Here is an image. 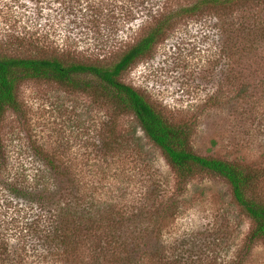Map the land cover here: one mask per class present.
<instances>
[{"label":"rangeland","instance_id":"obj_1","mask_svg":"<svg viewBox=\"0 0 264 264\" xmlns=\"http://www.w3.org/2000/svg\"><path fill=\"white\" fill-rule=\"evenodd\" d=\"M196 1L0 0V56L112 65L159 13L177 12L119 79L187 127L195 153L256 169L264 202V0L180 15ZM84 79L91 88L23 82L20 108L0 124V206L23 223L45 197L81 218L48 262L264 264V240L251 239L230 184L208 171L180 178L135 115Z\"/></svg>","mask_w":264,"mask_h":264},{"label":"trees","instance_id":"obj_2","mask_svg":"<svg viewBox=\"0 0 264 264\" xmlns=\"http://www.w3.org/2000/svg\"><path fill=\"white\" fill-rule=\"evenodd\" d=\"M243 1L255 0H197L183 6L178 12L180 15L194 14L203 7L227 8ZM176 13H159L149 33L112 65L100 60H76L74 57L0 56V124L7 111L20 108L18 92L23 82L53 81L80 90L92 87L84 79L89 75L100 83L102 90L114 99L119 109L135 115L145 134L161 149L180 178L193 176L200 171L223 177L230 184L237 204L253 220L251 239L264 240V202L253 195L260 173L239 162L195 153L190 146L191 132L187 127L169 122L142 93L119 79L137 59L151 51ZM44 199L40 202L39 211L27 217L23 223L8 215L7 206H0V264H53L54 261H48L60 256L62 246L77 236L81 229V225L77 226L81 218L77 220L73 214L59 213L51 206L53 203ZM32 256H35V261L28 262L27 257Z\"/></svg>","mask_w":264,"mask_h":264}]
</instances>
